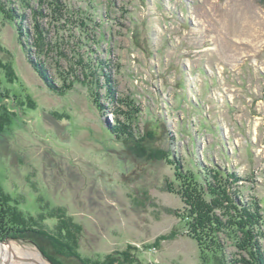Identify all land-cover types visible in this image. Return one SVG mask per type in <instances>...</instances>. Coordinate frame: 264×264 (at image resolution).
Here are the masks:
<instances>
[{
	"label": "rangeland",
	"instance_id": "1",
	"mask_svg": "<svg viewBox=\"0 0 264 264\" xmlns=\"http://www.w3.org/2000/svg\"><path fill=\"white\" fill-rule=\"evenodd\" d=\"M1 1L3 189L25 213L71 215L84 257L133 244L149 264L223 260L188 236L167 190L175 165L153 154L228 167L238 198L264 204V0ZM0 240L9 264H33L26 250L53 264ZM221 255L250 258L233 244Z\"/></svg>",
	"mask_w": 264,
	"mask_h": 264
},
{
	"label": "trees",
	"instance_id": "2",
	"mask_svg": "<svg viewBox=\"0 0 264 264\" xmlns=\"http://www.w3.org/2000/svg\"><path fill=\"white\" fill-rule=\"evenodd\" d=\"M1 3L0 0V13L6 14ZM10 8H7L11 12L9 19L14 14L12 6ZM6 65L0 57V72ZM34 66L47 80L44 69L36 64ZM8 73L5 72L6 76ZM1 119L0 134L5 126ZM157 127L153 126L151 132L155 134ZM123 133L126 134L125 131ZM159 147L155 148L153 155L161 160L172 159L171 164L175 165L174 178L166 180L167 190L180 196L184 202L179 217L188 236L198 243L203 257L217 254L223 258L217 260V264H229L225 263L221 254L225 253L227 244H233L249 255L248 260L243 258V264H264V204L243 202L238 198L241 179L238 173L219 163L208 166L194 162L184 164L175 158L171 150ZM20 203L0 183V239L28 241L36 245L53 264H149L141 257L139 247L133 244H129L126 250L108 253L103 258L84 257L79 252L84 228L71 215L62 211L53 213L51 217H42L43 211L33 215L25 213ZM46 218H55L57 227L51 229L46 226Z\"/></svg>",
	"mask_w": 264,
	"mask_h": 264
},
{
	"label": "bare ground",
	"instance_id": "3",
	"mask_svg": "<svg viewBox=\"0 0 264 264\" xmlns=\"http://www.w3.org/2000/svg\"><path fill=\"white\" fill-rule=\"evenodd\" d=\"M6 246V245H5ZM20 248V247H19ZM6 249V250H5ZM5 251H3V248L0 249V264H7L8 262H6V252L7 254L9 253L8 249L7 248H4ZM14 251V250H13ZM18 251V249L16 250ZM22 252V251H21ZM14 254V253H13ZM12 254V255H13ZM22 254L25 256V257H31L32 259L36 260V261H33L32 263L33 264H47L46 262H44L39 254V252H36V251H23ZM21 254V256H22ZM15 255V254H14ZM13 255V256H14ZM3 257V258H2ZM31 260V259H30ZM18 261V260H17ZM15 262V261H14ZM20 263V262H19ZM29 264V262H27ZM31 263V262H30ZM9 264V263H8Z\"/></svg>",
	"mask_w": 264,
	"mask_h": 264
},
{
	"label": "water",
	"instance_id": "4",
	"mask_svg": "<svg viewBox=\"0 0 264 264\" xmlns=\"http://www.w3.org/2000/svg\"><path fill=\"white\" fill-rule=\"evenodd\" d=\"M2 243V241L0 240V244Z\"/></svg>",
	"mask_w": 264,
	"mask_h": 264
}]
</instances>
